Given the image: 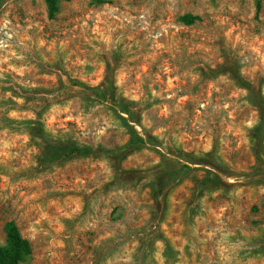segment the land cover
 <instances>
[{
	"label": "rangeland",
	"instance_id": "374dc122",
	"mask_svg": "<svg viewBox=\"0 0 264 264\" xmlns=\"http://www.w3.org/2000/svg\"><path fill=\"white\" fill-rule=\"evenodd\" d=\"M102 1H61L49 19L43 0H0V244L14 221L31 246L21 264H264V186L234 177L256 164L257 112L228 76L202 74L233 61L264 98V0L258 11L255 0ZM187 14L199 19L185 25ZM107 74L134 103L145 148L118 166L89 156L41 169L29 121L93 149L128 141L109 108L58 90ZM166 159L189 169L158 207L150 183ZM206 171L224 186L201 193Z\"/></svg>",
	"mask_w": 264,
	"mask_h": 264
},
{
	"label": "trees",
	"instance_id": "16d2710c",
	"mask_svg": "<svg viewBox=\"0 0 264 264\" xmlns=\"http://www.w3.org/2000/svg\"><path fill=\"white\" fill-rule=\"evenodd\" d=\"M49 19H53L58 12L59 3L67 0H43ZM98 3H104L102 0H93ZM256 1L257 11L260 9L261 0ZM197 16L190 14L184 15L180 21L185 25H191L198 20ZM202 74L207 79H215L220 76H228L233 80L237 86L245 90L250 98L252 107L257 112V123L250 132V140L255 157V166L250 172L234 176L237 180H243L246 185L250 186H264V98L261 93V87L256 82H250L243 78L235 62L229 61L224 66L213 69L203 70ZM61 88L58 90L65 91L66 98L78 96L81 101L87 104H102L109 108L122 123V127L126 129L129 135L128 141L120 147L114 149L98 148L93 149L88 146L78 145L76 142L65 138L56 139L50 136L38 121H29L28 132L33 138L39 139L46 148L44 153L38 158L37 164L41 169H48L53 166H60L69 161L89 157H105L114 165L118 166L131 153L136 150L145 148L146 141L140 137L135 130V125L138 124L137 113L133 109L134 103L127 100L114 85L113 78L107 74L103 82L97 86H89L79 80L68 78L66 83L59 80ZM37 112L36 116L43 113ZM190 164L205 165L216 167L217 172L223 174L225 171L212 164L210 154L202 156L186 155ZM166 168L159 170L157 174L159 177L152 180L150 183L151 194L154 203L161 206L170 191H172L182 180L183 169H189L188 164L182 165L177 160L169 161L166 159ZM134 172H128L133 174ZM139 179L134 176L132 183L135 184ZM199 191L206 190L207 185L209 189H218L224 186V182L217 176V174L206 171V177L196 182ZM212 187V188H211ZM156 212L155 215H158ZM4 244H0V264H21V262L31 254V246L29 242L22 237L16 223L8 221L3 227Z\"/></svg>",
	"mask_w": 264,
	"mask_h": 264
}]
</instances>
